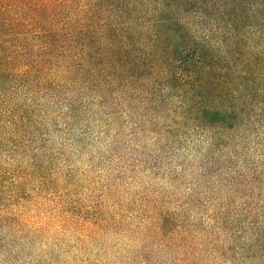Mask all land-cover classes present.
<instances>
[{"label": "rangeland", "instance_id": "1", "mask_svg": "<svg viewBox=\"0 0 264 264\" xmlns=\"http://www.w3.org/2000/svg\"><path fill=\"white\" fill-rule=\"evenodd\" d=\"M145 49L0 93V264H264V93L230 118Z\"/></svg>", "mask_w": 264, "mask_h": 264}, {"label": "trees", "instance_id": "2", "mask_svg": "<svg viewBox=\"0 0 264 264\" xmlns=\"http://www.w3.org/2000/svg\"><path fill=\"white\" fill-rule=\"evenodd\" d=\"M148 44L165 90L220 93L225 116L264 93V0H0V93L43 76L56 55L64 67L82 51L89 72L152 64Z\"/></svg>", "mask_w": 264, "mask_h": 264}]
</instances>
